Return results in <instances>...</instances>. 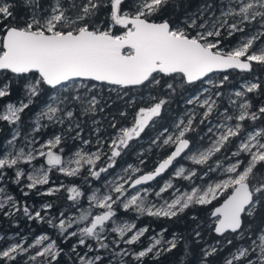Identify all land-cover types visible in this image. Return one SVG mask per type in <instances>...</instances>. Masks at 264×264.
<instances>
[{
    "label": "snow or ice",
    "instance_id": "6c2138e0",
    "mask_svg": "<svg viewBox=\"0 0 264 264\" xmlns=\"http://www.w3.org/2000/svg\"><path fill=\"white\" fill-rule=\"evenodd\" d=\"M192 3L0 0V264H264V0Z\"/></svg>",
    "mask_w": 264,
    "mask_h": 264
},
{
    "label": "trees",
    "instance_id": "16d2710c",
    "mask_svg": "<svg viewBox=\"0 0 264 264\" xmlns=\"http://www.w3.org/2000/svg\"><path fill=\"white\" fill-rule=\"evenodd\" d=\"M199 2V0H193L192 3V7L195 8L196 4ZM262 77H264V74H261ZM233 83L236 84L238 86L239 82H240V75L237 73L233 74ZM106 99H108V102L111 104V108L108 109V112H116L119 110H123L125 105L124 102L120 99H118L117 94L115 92L109 94L107 93V91L104 93ZM131 95H135V91L133 93H131ZM254 104L259 105L261 102H264V96H253L252 97ZM183 112V107H182V102L179 101V99L177 100V103H173L171 105L170 110L165 113V120H169L171 117H175L178 116L180 114H182ZM100 118V117H97ZM6 134V133H5ZM144 147L147 148L148 143H147V139H145L143 142ZM150 158L151 154H149ZM125 159H127L129 162H132V157H126ZM61 179H64L63 177H61ZM67 182V181H65ZM38 202V201H37ZM141 223H151L152 227L155 228L156 231H159L161 227H167L169 229V233L171 231L174 230H179V231H183L184 230V222H178L176 224H173L169 221L166 220H143ZM33 230H35V232H39V228L36 225H27L25 223L21 224V227L19 229L16 228H12L8 221L0 219V231L3 232H15V231H21L24 234H32ZM167 235V234H166ZM183 254V246L181 245L179 247L178 250H174V252L172 254H169L167 256L166 259H164V264H171V262L174 261H178L179 257Z\"/></svg>",
    "mask_w": 264,
    "mask_h": 264
}]
</instances>
